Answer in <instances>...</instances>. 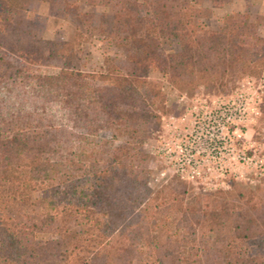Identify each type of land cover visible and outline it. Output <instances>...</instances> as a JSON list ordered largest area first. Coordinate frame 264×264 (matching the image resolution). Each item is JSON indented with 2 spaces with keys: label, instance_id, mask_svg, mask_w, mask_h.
Masks as SVG:
<instances>
[{
  "label": "trees",
  "instance_id": "trees-1",
  "mask_svg": "<svg viewBox=\"0 0 264 264\" xmlns=\"http://www.w3.org/2000/svg\"><path fill=\"white\" fill-rule=\"evenodd\" d=\"M204 1L0 0V264H264V181L150 185L144 146L171 113L152 70L188 94L264 77V39L244 38L264 16L209 28ZM38 3L68 39L21 17ZM92 37L119 52L100 73L81 69Z\"/></svg>",
  "mask_w": 264,
  "mask_h": 264
},
{
  "label": "rangeland",
  "instance_id": "rangeland-1",
  "mask_svg": "<svg viewBox=\"0 0 264 264\" xmlns=\"http://www.w3.org/2000/svg\"><path fill=\"white\" fill-rule=\"evenodd\" d=\"M204 5L212 11L210 18L204 21V25L209 28L215 27L222 16L232 12L264 16V0H230L222 4L220 0H205ZM81 10L90 9L81 4ZM100 11V8L95 9L96 13ZM20 15L24 19L36 20L39 23V37L64 40L72 33L69 22L57 14L50 13L46 3H38L22 11ZM254 31L264 39V25L252 27L244 38L248 40ZM176 47L173 44L172 48ZM118 56L119 52L108 41L92 37L83 45L81 69L87 73L103 72L111 64L108 58ZM1 58L14 62V58L2 49ZM149 78L161 84L171 110V113L162 118L159 131L144 146L151 156V187L160 186L176 177L186 182L195 193H211L227 190L231 181L253 186L264 181V77L243 76L231 90L221 94L203 88L191 94L174 89L157 70H152ZM224 108L235 109V112L238 109L245 110L242 122L227 125L222 133L223 136H228L229 142L226 146H220L221 151L224 155L229 153V156L225 155L219 162H206L198 169V174L192 178L181 179L180 175L175 173L173 164L162 152L163 147L178 134L190 130L196 115L202 116L209 111ZM102 136L109 137V134L102 133Z\"/></svg>",
  "mask_w": 264,
  "mask_h": 264
},
{
  "label": "built area",
  "instance_id": "built-area-1",
  "mask_svg": "<svg viewBox=\"0 0 264 264\" xmlns=\"http://www.w3.org/2000/svg\"><path fill=\"white\" fill-rule=\"evenodd\" d=\"M244 114V109L235 112V109L224 108L209 111L202 116L196 115L190 130L178 134L163 147L162 152L173 164L175 173L179 174L181 179L192 178L198 174L202 164L219 162L225 155L229 156V153L224 155L221 151L220 146H226L229 142L228 136H223L222 133L227 125L242 122Z\"/></svg>",
  "mask_w": 264,
  "mask_h": 264
}]
</instances>
